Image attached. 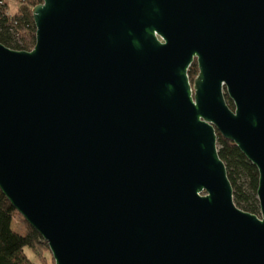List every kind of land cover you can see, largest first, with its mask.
Listing matches in <instances>:
<instances>
[{"label":"water","instance_id":"water-1","mask_svg":"<svg viewBox=\"0 0 264 264\" xmlns=\"http://www.w3.org/2000/svg\"><path fill=\"white\" fill-rule=\"evenodd\" d=\"M33 17L31 50L0 42V188L55 264H264V0ZM218 132L258 168L260 214L235 202Z\"/></svg>","mask_w":264,"mask_h":264},{"label":"trees","instance_id":"trees-1","mask_svg":"<svg viewBox=\"0 0 264 264\" xmlns=\"http://www.w3.org/2000/svg\"><path fill=\"white\" fill-rule=\"evenodd\" d=\"M18 6L11 9L10 0H0V42L16 50H31L36 44V25L33 7L42 0H16ZM195 61L189 74L193 80L198 74ZM229 105L234 108L233 101L227 96ZM220 157L227 165L228 175L234 188L237 205L254 214H260V203L257 195L259 184L258 168L246 157L239 147L218 132ZM20 212L0 188V264H48L45 250H50L42 235L23 217L25 228L13 226ZM29 248L36 261L28 256Z\"/></svg>","mask_w":264,"mask_h":264},{"label":"rangeland","instance_id":"rangeland-1","mask_svg":"<svg viewBox=\"0 0 264 264\" xmlns=\"http://www.w3.org/2000/svg\"><path fill=\"white\" fill-rule=\"evenodd\" d=\"M11 1V6L10 8L11 9H16V7L18 6V4H16L17 2H15L16 0H10ZM22 215L16 217L14 223H13V226L17 229H20L23 231V229L25 228V223L22 219ZM26 252L28 254V256L30 257V259H32L33 261L37 262L35 259H36V255L29 249L27 248L26 249ZM44 254H46V257H47V260H48V264H55V260L53 258V255L51 253L50 250H45Z\"/></svg>","mask_w":264,"mask_h":264}]
</instances>
